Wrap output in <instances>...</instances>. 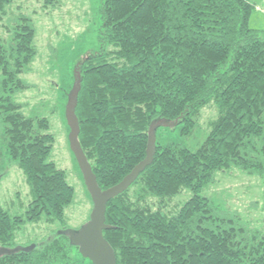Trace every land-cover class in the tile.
Here are the masks:
<instances>
[{
	"label": "trees",
	"instance_id": "16d2710c",
	"mask_svg": "<svg viewBox=\"0 0 264 264\" xmlns=\"http://www.w3.org/2000/svg\"><path fill=\"white\" fill-rule=\"evenodd\" d=\"M14 1L0 0V162L6 155L17 165L31 199L22 214L0 206V248L10 251L0 264H76L81 256L64 232L74 188L51 159L48 120L25 115L15 100L29 87L20 76L37 46L33 22L10 16ZM254 7L251 0H100L98 51L75 68V114L102 190L144 159L149 128L160 122L153 162L106 205L103 237L116 264H264V232L203 194L217 172L264 176V30L249 26ZM209 105L217 117L197 149L157 141L169 128L191 135ZM185 191L189 198L175 202ZM42 219L64 229L18 246L22 226Z\"/></svg>",
	"mask_w": 264,
	"mask_h": 264
},
{
	"label": "rangeland",
	"instance_id": "374dc122",
	"mask_svg": "<svg viewBox=\"0 0 264 264\" xmlns=\"http://www.w3.org/2000/svg\"><path fill=\"white\" fill-rule=\"evenodd\" d=\"M255 7L249 17L251 29L264 30V0H251ZM100 0H15L11 17H27L36 29L37 55L29 71L20 76L29 87L17 92L15 100L22 104V112L30 117H45L49 132L54 137L51 159L66 173L67 182L74 188V201L66 209L64 232L76 231L88 218L92 209L78 165L69 150V129L65 120L67 95L75 79V68L87 54L98 51ZM7 35L6 31L3 32ZM214 106L202 109L197 127L188 137L180 136L179 129L158 131L157 141L178 143L189 150L197 149L204 141L208 124L216 119ZM0 206L15 214H22L31 199L29 188L21 170L6 155L0 162ZM185 191L175 202L189 198ZM219 210L233 212L251 228L264 232V176L247 175L236 170L217 172L215 180L203 192ZM59 223L47 225L26 223L16 233L18 246L43 241ZM76 264H91L87 259L75 257Z\"/></svg>",
	"mask_w": 264,
	"mask_h": 264
},
{
	"label": "water",
	"instance_id": "95a60500",
	"mask_svg": "<svg viewBox=\"0 0 264 264\" xmlns=\"http://www.w3.org/2000/svg\"><path fill=\"white\" fill-rule=\"evenodd\" d=\"M74 85L67 95L65 106V120L69 129L67 140L69 150L73 154L81 172L85 188L92 202V209L88 220L76 231L65 232L69 236L70 243L77 247L80 256L90 261L91 264H116L115 254L109 243L103 237V231L110 227L105 223V211L107 203L115 196L123 193L136 180L138 175L153 162L156 148L155 129L160 122L154 123L149 128V137L145 151V157L123 179L112 187L102 190L96 181L91 164L78 141L80 131L75 108L78 92L80 90V75H74ZM167 125V124H164ZM7 249L0 248L2 253H9Z\"/></svg>",
	"mask_w": 264,
	"mask_h": 264
}]
</instances>
